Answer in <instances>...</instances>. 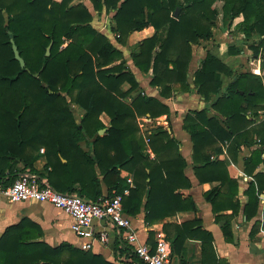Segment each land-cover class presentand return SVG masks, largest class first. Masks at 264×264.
<instances>
[{"label": "trees", "instance_id": "16d2710c", "mask_svg": "<svg viewBox=\"0 0 264 264\" xmlns=\"http://www.w3.org/2000/svg\"><path fill=\"white\" fill-rule=\"evenodd\" d=\"M90 1L97 13H113V38L93 24L84 1L0 0V183L18 176L19 159L23 169L34 170V152L44 146L47 163L40 174L61 191L96 200L105 195L102 179L106 195H112L130 186L125 176L130 174L134 185L122 199L128 214L143 207L146 221L156 223L178 211H196L193 197L178 191L191 184L179 140L161 124L144 133L138 123L142 115L170 113L166 99L176 91L195 89L208 103L188 110L183 128L191 136L195 174L201 182L217 181L204 195L215 219L223 221L225 238L232 240V219L240 210L248 220L261 209L264 215V170H257L264 163V75L232 68L211 44L219 17L224 29L242 16L237 27L246 38H255L253 53L264 54V0H221V7L217 0ZM149 25L153 34L125 55L118 43L125 45L133 31ZM10 32L28 69L14 56ZM203 42L204 54L190 80L193 47ZM242 51L236 43L227 47L230 55ZM127 56L141 72H151L149 83L159 87V95L142 92ZM74 104L83 109L79 122ZM102 114L109 117L107 124ZM243 145L256 147L243 157L252 179L243 189L248 198L242 204L240 180L229 165L239 161ZM199 223L195 217L165 222L163 229L172 252L189 238L202 239L206 264L205 255L216 257L213 237ZM41 233L29 219L8 226L0 237V264H117L68 242L52 246L39 238ZM128 252L126 264H146L132 249Z\"/></svg>", "mask_w": 264, "mask_h": 264}, {"label": "crops", "instance_id": "0c3cea01", "mask_svg": "<svg viewBox=\"0 0 264 264\" xmlns=\"http://www.w3.org/2000/svg\"><path fill=\"white\" fill-rule=\"evenodd\" d=\"M78 1H84L89 6L91 12L94 15V20H96L95 14L97 13V10L94 9L92 2L90 0H74V2ZM110 13L113 14L112 12L106 13L103 11L102 17H104V14H106V16L104 19H100V22L104 25V27H106V31H103V29L101 31L108 34V36L113 35V33L110 32V28L114 21L112 20V15H108ZM154 30V27L149 25L143 29L133 31L128 36L127 43L125 45L118 43L116 40H114V43H118V46L120 45V47H122L121 49L125 52V55H127V52H130L137 42L142 40L144 37L152 35ZM204 44L205 42H203L201 45L196 44L193 47L194 55L189 69L190 80L194 78V70L199 66L200 58L204 54V47H200ZM213 49H220L221 53L226 51L223 48L221 49V46H215ZM226 53L228 54V52ZM231 57H237V55L228 54L225 59L229 60ZM222 59L225 60L223 57ZM229 61H232V59ZM127 64L136 72V75L139 78L140 86L145 92H149L153 95H159V87L152 86L149 83L151 72H141L135 67L131 58H127ZM243 64L244 63L241 62L239 66L243 67ZM230 66L233 68L232 64H230ZM123 86L124 88H127L129 83L127 82ZM166 102H168L170 105V113H164L154 118L150 117L149 115H142L138 117L140 131L146 133L152 130L156 125L161 124L179 140L180 152L187 160L185 173L188 176L191 184L188 187L178 189V191L186 196L191 195L197 203V210L178 211L174 215L166 216L162 219V221L148 223L145 219V209L142 207L139 213L132 215L133 224L137 230L139 241H146L153 245L156 243L158 236L163 234L169 242L171 249V243L166 237L163 224L165 222L181 223L184 220L197 217L200 219L199 226H201V228L204 230L209 231L213 237L212 240L216 257L211 255L212 253H210L209 256L208 254L205 255L206 264H264L263 210L261 209L258 215L249 220L246 218L242 210H240V212L232 219L233 238L232 240H227L222 229L223 221H217L215 219V212L213 210L212 203L206 199L204 195L207 190L211 189L217 184V181L201 182L195 174L194 163L192 159V140L189 132L183 128V118L188 110L205 106L208 103V101L205 99V96L198 93L195 89L187 92L176 91L170 99H166ZM79 109L83 112L81 107ZM101 119L105 124L109 122V117L106 114H102ZM81 145H86V141L84 139L81 140ZM255 147V145L252 147L243 145L240 151L239 161L229 165L232 176L237 177L240 180V191L237 197L242 204L245 203L248 198V196L243 192V189L252 179V176L247 175L244 171L243 157L247 156ZM42 148H44V151H42ZM34 154H36V159L34 160L33 165L34 170H29L28 168L23 169V167H25V163L19 159L16 165L18 174L24 170H29L38 174L42 172L47 163L45 147L41 146L34 152ZM154 155L152 157H154ZM220 156L223 157V154ZM257 170H264V163H261ZM126 173L127 171L125 170L124 174ZM125 176L127 181L128 178H132L130 174H126ZM101 177L103 178V175H101ZM102 190L103 194L109 192L108 186L103 179ZM261 196L262 202L264 194ZM262 205L264 206L263 202ZM257 218L261 220L260 223L254 224V221ZM23 219H29L37 223L42 230L41 236L39 238L52 246H57L62 242H68L73 246L79 247V244L82 241V238L79 237L71 228V216L54 204L48 201L32 199L25 201H11L7 198L0 199V237L8 226L18 223ZM93 226L95 232L93 247L91 250L97 254H101L107 260L117 264H126L127 259H129L128 251L132 247L125 239L124 231H120L113 224V222L107 218L95 220ZM102 230H105L108 234L107 241H102L99 238L100 231ZM203 258L202 239L200 238L187 239L181 246L179 252H172L171 250L172 264H203Z\"/></svg>", "mask_w": 264, "mask_h": 264}, {"label": "built area", "instance_id": "2783aa9c", "mask_svg": "<svg viewBox=\"0 0 264 264\" xmlns=\"http://www.w3.org/2000/svg\"><path fill=\"white\" fill-rule=\"evenodd\" d=\"M142 92L146 93L144 90ZM146 142L149 143L148 136H146ZM146 151L151 157L154 155L150 145H147ZM128 182L130 186L134 185L132 178H128ZM130 186L123 188L122 192L114 191L112 195L105 194L96 200H91L77 192H66L55 188L47 175L24 170L12 182L0 183V199L7 198L11 201L42 200L63 209L71 216V228L82 238L79 247L84 250L93 247L94 221L107 218L120 231H124L125 239L140 260L146 264H172L170 245L163 234L158 236L154 245L146 241H139L132 215L124 210L122 203L123 195L129 193ZM262 202L264 204V197ZM99 238L102 241H107V232L105 230L100 231Z\"/></svg>", "mask_w": 264, "mask_h": 264}, {"label": "rangeland", "instance_id": "374dc122", "mask_svg": "<svg viewBox=\"0 0 264 264\" xmlns=\"http://www.w3.org/2000/svg\"><path fill=\"white\" fill-rule=\"evenodd\" d=\"M215 4L217 7H221L222 1L217 0L215 2ZM102 15H103L102 13H96L95 14L96 20H93V24L98 29H100V30L103 29V31L104 30L106 31V27H104V25L100 22V19H102V18L104 19L106 14H104V17H102ZM108 15L111 16L112 14L110 13ZM220 16H221V14H220ZM241 19H242V16L236 17L233 20L232 25L225 27L223 29V27L221 25L222 20L219 17L218 23L214 26V33H215L214 38H216V39H215V42L211 44V46L213 48H215V45L217 44L216 46H221V49L223 48L224 50H226V51H224V53H221L220 49L219 50L214 49L216 53H218L220 56H222L225 59L228 56V54L226 52H227V47L230 43H236L238 45H242L243 51L240 54H238L237 57H231L232 61H229V60H231L230 58H229V60L225 59V61L228 60L229 62L228 61H226V62L229 65L232 64L233 68H238V69L244 68V69H248L252 72H256V73L258 71H260L258 73H260L261 75L262 74L264 75V68L262 66V64L264 63V54L262 53V54L256 55L255 53H253L252 48L250 47V44H252V42L255 38H253V39H252V37L246 38L244 33L241 32L239 27H237V24L239 23V21ZM229 33H230V35H228ZM111 37L113 38V35H111ZM255 37H256V41H257L259 39L258 35H255ZM200 47H203V46H200ZM198 50H199V47H198ZM200 53H201V50H200ZM128 58H130V57H128ZM241 62L244 63L243 67L239 66V64ZM227 80H228V77H226V81ZM79 108L80 107H78L77 105H75V104L73 105V109H74V112L76 113L77 120L80 121V116L82 115V113H81L82 110H80Z\"/></svg>", "mask_w": 264, "mask_h": 264}, {"label": "water", "instance_id": "95a60500", "mask_svg": "<svg viewBox=\"0 0 264 264\" xmlns=\"http://www.w3.org/2000/svg\"><path fill=\"white\" fill-rule=\"evenodd\" d=\"M180 10V7H177L176 8V11H175V14H178ZM10 41H11V44H12V48H13V51H14V56L17 60H19L21 66L25 67V60L24 58L21 56L20 52H19V49H18V46L16 44V42L14 41V38L12 37V34L10 32ZM51 46H52V41L49 43V45L47 46V49H46V55H49L50 54V50H51ZM26 69H28V67H25ZM35 76H38L39 75V72H36L34 73ZM79 122V120H77ZM107 129V127L105 128H102L99 130L100 133H103L105 130Z\"/></svg>", "mask_w": 264, "mask_h": 264}]
</instances>
